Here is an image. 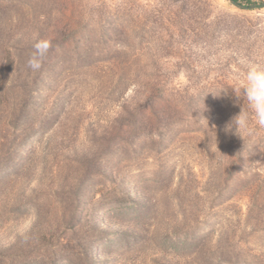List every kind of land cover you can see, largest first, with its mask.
<instances>
[{"label": "rangeland", "instance_id": "1", "mask_svg": "<svg viewBox=\"0 0 264 264\" xmlns=\"http://www.w3.org/2000/svg\"><path fill=\"white\" fill-rule=\"evenodd\" d=\"M240 4L0 0V264H264V128L225 131L264 65Z\"/></svg>", "mask_w": 264, "mask_h": 264}, {"label": "clouds", "instance_id": "2", "mask_svg": "<svg viewBox=\"0 0 264 264\" xmlns=\"http://www.w3.org/2000/svg\"><path fill=\"white\" fill-rule=\"evenodd\" d=\"M50 48V39H37L33 44V51L27 61L28 67L33 72L39 71ZM235 80L236 87L233 90L240 99L239 93L242 92L248 111L242 107V111L233 116L230 122L225 125V131L235 130V133L244 140L245 134L251 135L254 131L250 125L251 116L255 117L256 125L264 128V65H248L246 71L242 75L236 76Z\"/></svg>", "mask_w": 264, "mask_h": 264}, {"label": "water", "instance_id": "3", "mask_svg": "<svg viewBox=\"0 0 264 264\" xmlns=\"http://www.w3.org/2000/svg\"><path fill=\"white\" fill-rule=\"evenodd\" d=\"M253 4L249 7H243L245 9L255 10L257 8H264V0H252ZM232 3L237 7H242L238 4H236L234 1Z\"/></svg>", "mask_w": 264, "mask_h": 264}, {"label": "trees", "instance_id": "4", "mask_svg": "<svg viewBox=\"0 0 264 264\" xmlns=\"http://www.w3.org/2000/svg\"><path fill=\"white\" fill-rule=\"evenodd\" d=\"M231 3H232V1H234L236 4H238V5H240L241 6V4H240V0H229ZM247 3H253L252 2V0H245Z\"/></svg>", "mask_w": 264, "mask_h": 264}]
</instances>
